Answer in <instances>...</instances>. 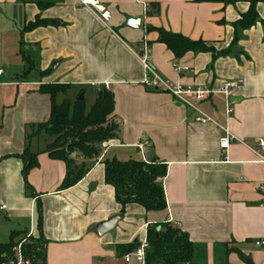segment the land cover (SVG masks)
Segmentation results:
<instances>
[{"label":"crops","instance_id":"obj_1","mask_svg":"<svg viewBox=\"0 0 264 264\" xmlns=\"http://www.w3.org/2000/svg\"><path fill=\"white\" fill-rule=\"evenodd\" d=\"M98 1L110 14L105 24L77 0H0V206H5L0 236L8 239L15 231L35 236L38 199L46 264H137L125 263L120 247L139 244L148 226L163 222L187 234L193 264H264V249L254 245L264 236V169L252 151L264 135L262 27L257 22L238 32L231 53L215 60L209 53L175 59L154 43L156 33L148 32L162 28L221 51L229 47L232 23L247 11L249 0H229L224 7L197 0ZM152 3L159 14H149ZM256 10L262 18L264 4ZM126 16L141 18L140 27L124 26ZM36 17L46 25L22 33ZM8 31H19L10 43ZM147 42H152L148 63L165 81L213 91L197 106L215 124L196 121L193 110L142 85L140 57ZM173 65L188 71L176 74ZM233 80L242 83L226 103L221 86ZM51 83L72 87L59 94L60 103L75 100L81 90L85 100V86L94 103L97 92L108 89L114 97L112 118L120 125L119 138L104 145L97 160L86 162L85 176L64 190L59 189L65 164L48 157V143L41 148L34 143L39 135L31 138L34 126L49 116V100L39 87ZM224 129L238 141L221 150ZM25 151L36 155L38 165L24 179ZM104 159L163 163L165 210L128 205L121 216L113 189L104 182ZM117 214L114 229L98 235L95 225Z\"/></svg>","mask_w":264,"mask_h":264},{"label":"trees","instance_id":"obj_2","mask_svg":"<svg viewBox=\"0 0 264 264\" xmlns=\"http://www.w3.org/2000/svg\"><path fill=\"white\" fill-rule=\"evenodd\" d=\"M200 3L220 4L223 7L231 4L229 0H197ZM264 4V0H249L248 9L240 14L232 23L233 39L227 49L217 51L205 41L191 40L180 34L168 32L162 28H149L148 32L156 33L154 43L162 44L171 52L175 59H180L187 53H209L212 60L231 53L238 41V32L251 28L259 22L263 31L264 42V16L260 18L256 7ZM43 8L44 6L39 5ZM150 15L159 14V6L152 3ZM224 24L223 21L220 22ZM46 25L38 17L23 26L22 33L31 32L37 27ZM152 42H147L149 49ZM47 72L41 73L46 75ZM72 87L66 84H44L38 92L49 100V116L46 121L35 125L36 135L44 133L52 138L45 146V152L51 160L61 161L65 164L66 174L59 190L74 186L87 173L86 162L97 160L102 154V147L119 138L120 125L116 123L112 114L114 111L113 93L106 88L97 92L94 103L89 109L85 107V100L77 98L57 103L59 94L65 95ZM83 94L81 90L78 96ZM71 154H75L71 157ZM25 160L23 177L29 170L37 167L36 155L25 151L22 156ZM81 158L82 163L77 165L76 159ZM104 167V182L114 192V200L120 206L123 216L125 207L136 205L145 212H161L165 210L166 203L161 180L166 175V166L156 160L148 163L143 161H117L115 159L102 160ZM28 189V187H27ZM29 190V189H28ZM36 229L35 236L26 231L12 232L8 241L0 243V264H11L18 252L21 264H46L45 246L47 244L41 232V203L36 199ZM147 249L144 255V264H193V244L186 233L180 231L169 222L155 223L146 230ZM138 247V243L120 247L122 254H129ZM243 259V255L238 252Z\"/></svg>","mask_w":264,"mask_h":264},{"label":"built area","instance_id":"obj_3","mask_svg":"<svg viewBox=\"0 0 264 264\" xmlns=\"http://www.w3.org/2000/svg\"><path fill=\"white\" fill-rule=\"evenodd\" d=\"M79 5L87 7L95 13L99 20L102 23H107L110 19L109 12L99 3L98 0H77ZM147 9V6H145ZM148 48L145 46L142 51V56L140 57V63L144 72V77L142 80V85L149 89L150 91L162 92L170 95L177 101H179L182 105L187 108L193 110L197 116L196 121L206 124L215 122L209 118L206 114H204L199 108L198 103L206 100L213 91L209 89H203L200 87L192 88V87H183L179 84L173 85L165 81L162 77H160L155 70L151 68L148 63ZM188 69L186 67H178L173 65V72L176 74H180L183 72H187ZM241 80H233L226 81L221 86L220 94L225 97L226 103L229 102L230 93L232 90L237 89L241 85ZM226 113H231V108L228 106L226 109ZM224 136L219 140V148L221 150H225L228 148L229 143L231 141H238L227 129L223 130ZM144 145H139V150L142 151ZM256 162L261 164L264 169V135L256 140V147L252 149ZM260 190L263 198V206H264V179L262 184L260 185ZM0 210H5V206H0ZM254 245L256 247H260L264 249V236L257 240ZM147 249V241L146 238L138 244V247L131 252L130 254H126L123 257L125 263H129L134 260L137 264H144V255L145 250ZM15 261L11 264H21V259L19 254H17Z\"/></svg>","mask_w":264,"mask_h":264},{"label":"water","instance_id":"obj_4","mask_svg":"<svg viewBox=\"0 0 264 264\" xmlns=\"http://www.w3.org/2000/svg\"><path fill=\"white\" fill-rule=\"evenodd\" d=\"M141 25V18L139 17H129L126 16L124 18V26L133 28V29H138ZM83 98V96L80 94L79 97L77 98L78 101H80ZM233 103V100L230 101ZM75 154H71V157H74ZM120 219V215H113L109 218H107L104 221H101L95 225V231L98 235H103L109 231H112L117 224V222ZM13 261H15V258H13ZM246 264H250L249 261H246Z\"/></svg>","mask_w":264,"mask_h":264},{"label":"rangeland","instance_id":"obj_5","mask_svg":"<svg viewBox=\"0 0 264 264\" xmlns=\"http://www.w3.org/2000/svg\"><path fill=\"white\" fill-rule=\"evenodd\" d=\"M18 32H19V31H8V32L5 33V34H6L5 36H7L6 38H7V40L9 41V39L11 40V39L15 38V36H16V38H17V36H18ZM8 38H9V39H8ZM9 43H10V41H9ZM8 45H9V44H8ZM35 63H36V61H35ZM84 89L87 91V94H86V96H85V107H86V109H89L90 106H91V104L93 103V99H94V97H93V93L89 91V90H90L89 87L85 86ZM61 98H62L61 95H57V97H56V99H57V103H60ZM35 136H38V135H36V127L34 126V129H33L32 134H31V138H32V137H35ZM51 140H52V138H51L50 136H48V135H46V134H44V133H41V134H39V136L36 138V141H35L34 143H35V144L38 143V146H40V148H41V146H42L43 144H45V143H43L44 141H45L46 144H47V143L51 142ZM77 165H79V164H77ZM0 214H1V213H0ZM1 216L4 218L3 214H1ZM1 235H3V234H1ZM8 236H9V235H8ZM28 236H30V235L28 234ZM7 241H8V239H7L6 236H5V237H4V236H0V243H5V242H7ZM17 254H18V252L16 253V256H17Z\"/></svg>","mask_w":264,"mask_h":264}]
</instances>
